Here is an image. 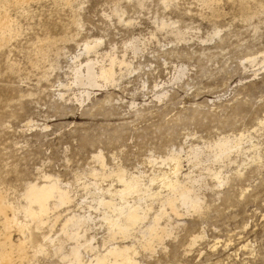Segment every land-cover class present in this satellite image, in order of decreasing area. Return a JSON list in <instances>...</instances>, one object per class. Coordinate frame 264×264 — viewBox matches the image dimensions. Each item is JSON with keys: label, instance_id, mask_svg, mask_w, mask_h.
I'll use <instances>...</instances> for the list:
<instances>
[{"label": "rangeland", "instance_id": "obj_1", "mask_svg": "<svg viewBox=\"0 0 264 264\" xmlns=\"http://www.w3.org/2000/svg\"><path fill=\"white\" fill-rule=\"evenodd\" d=\"M3 16L0 193L25 204L26 186L50 175L72 204L54 213L62 217L52 228L29 220L33 239L24 250L0 213V253H15L14 264H68L62 255L75 242L61 232L64 218L91 213L89 236L100 252L120 242L134 244L143 264H264V0H0ZM87 39L101 40L89 55L97 70L125 61H116L114 82L89 88L90 97L74 83ZM236 138L242 150L214 160L215 144ZM174 153L183 173L202 177L203 208H182L181 216L167 209L160 223L173 233L153 251L137 238L110 240L94 184L118 186L104 175L119 169L147 181L170 172L172 162L162 161ZM142 205L151 207L149 220L161 213L157 202ZM43 234L59 235L63 250H37ZM83 252L88 262L93 253Z\"/></svg>", "mask_w": 264, "mask_h": 264}, {"label": "bare ground", "instance_id": "obj_2", "mask_svg": "<svg viewBox=\"0 0 264 264\" xmlns=\"http://www.w3.org/2000/svg\"><path fill=\"white\" fill-rule=\"evenodd\" d=\"M165 2H168V0H165ZM4 17L5 16H3V18L1 17V25L8 23L7 18ZM100 43V39H87V41L84 42L82 46L84 47L87 57L84 61H79L77 63L78 66H76L74 70V83L78 86L85 87L82 94L87 97H90L91 95L89 88L92 89L104 86L101 83V80L103 83L107 84L114 82L116 79L115 67L117 64L115 65V63L120 59H111V64L108 67L100 68L99 66V70H97L94 63L95 60L93 61V59L89 56L92 52L98 51L97 47ZM132 47L134 51L138 50L137 45L134 44ZM121 60L119 61L120 64L124 65L125 61ZM256 147L257 145L252 146L253 149ZM242 148L241 138H236V140L222 139L218 141L213 148L216 151L214 160L217 161L223 158H230V154L233 149L239 152ZM180 155L174 153L173 156H170L166 160L162 161L163 165L166 161L167 163L168 161L172 162L169 170L170 172L160 170L156 175L147 181H145L141 175L133 174L128 176L125 173V170L119 169L115 173L111 172L108 175H104L105 177L115 175L119 181L118 186L110 183L107 188H104L99 187L97 183L94 184L96 191H98V193H95L98 194L95 200L93 198V200L96 201L95 203H97V207H94V209L101 210V220L106 224L110 240L118 239V235H120V238L122 237L123 241L130 238H137L144 250L153 251L155 244L163 243L164 238L173 233L172 228L169 227L168 224L163 226L160 223L161 219L168 215L167 209H170L172 214L181 216L182 208H185L187 211L192 209L194 211H200L203 208V199L197 192V185L201 183L202 177H193L191 171L189 173H183L181 166L182 158ZM194 155L195 159H198L200 156L197 151ZM96 158L99 162H101L102 166L106 165L102 154H97ZM211 175L218 180L219 185L224 184L223 180L220 181L222 177L220 171H215ZM181 176L185 179L184 181L180 180ZM43 180L44 182L41 184L33 182L26 186L22 195L25 200V204L15 205L10 203L4 194L0 193V213L5 216L4 230L8 232L7 235H9L8 229L13 227L17 228V230L21 233V237L18 239V245H16V247L19 246L21 250L26 249L30 241L33 239L32 234L27 232L30 226L28 225L29 220L37 222L40 226L50 225L52 228L62 217V214L58 213V215H56L54 213H56L59 208L72 204V195L70 194L68 188H66V185L65 187L59 180L51 177L50 175L44 176ZM157 181L161 182L162 189H169L168 193L164 194L162 189H153V187L155 188L154 184ZM128 196H135L136 202L130 204V201L127 200ZM117 199H119V202ZM149 200L153 204L157 202L161 206V213L156 216L154 215L155 217L153 220L150 219L151 221L149 220V212L151 210V207H149L150 205H148V207L145 206L146 208L142 205V201L148 202ZM52 215L56 216L53 217ZM69 215L70 216L64 218L65 220L61 227V232L67 234L68 238L75 242V244L71 247L70 253L62 255L63 259L67 260L68 264H143L137 259L140 252L134 244L121 245L118 244L120 242L112 243L111 246L109 245L110 247L108 246L109 248L104 250L105 252H100L101 250H98V245H95V236H89V231L93 228V225L91 226V224L95 223V217H93L91 213H74ZM56 236L54 237L51 234H43V242L45 243H40L35 247L39 251H44L47 244H50L53 248L55 247L57 251H62L64 241L59 238V235L57 237ZM1 239L3 240V238ZM13 242L15 241L13 240ZM12 243H10L11 246ZM6 246L8 245L6 244ZM83 251L91 252V255L93 253V257L91 259L89 258L90 260L88 262H85L84 260L85 252ZM12 254L15 253H12V251L0 253V263L8 260L7 264H14V261H12Z\"/></svg>", "mask_w": 264, "mask_h": 264}]
</instances>
